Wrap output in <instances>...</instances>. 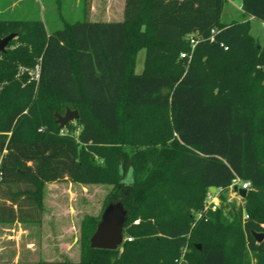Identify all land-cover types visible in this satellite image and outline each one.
Segmentation results:
<instances>
[{
    "label": "trees",
    "instance_id": "1",
    "mask_svg": "<svg viewBox=\"0 0 264 264\" xmlns=\"http://www.w3.org/2000/svg\"><path fill=\"white\" fill-rule=\"evenodd\" d=\"M226 1L125 0L121 21L51 34L0 20L20 43L0 53V224H40L47 183L111 186L103 210L122 202L131 241L91 249L103 210L84 216L80 264H264V46L249 21L221 22ZM240 4L264 24V0ZM36 62L21 87L18 65ZM66 108L79 117L60 130ZM235 179L250 183L243 205L203 212Z\"/></svg>",
    "mask_w": 264,
    "mask_h": 264
},
{
    "label": "rangeland",
    "instance_id": "2",
    "mask_svg": "<svg viewBox=\"0 0 264 264\" xmlns=\"http://www.w3.org/2000/svg\"><path fill=\"white\" fill-rule=\"evenodd\" d=\"M11 2V7L5 15L0 17V20H14V21H29L40 20L47 34L60 29L64 22H75L83 19L98 22L121 21L123 17L124 0H121L120 16L119 18L96 17L93 18L86 12L85 0H7ZM100 2L102 0H96ZM117 1V0H112ZM1 2V1H0ZM90 0H88L89 4ZM116 10V5H112V11ZM244 22L250 21V34L264 46V27L261 22L250 19L244 16L241 11L240 0H227L221 15L222 23L229 22ZM20 45L19 42H14L6 47L13 51ZM145 50H140L136 55L135 73L140 74L143 71ZM1 59V55H0ZM38 62L35 65L28 67L22 64L18 65L15 74V79L23 87L28 80H35L37 74ZM75 125V121L71 122ZM57 187V189L55 187ZM46 194H44L43 205L46 209L55 208L54 202H57V232L62 231L66 224L72 226L71 233L66 235L63 240L67 242L69 248L65 254L57 255V260L61 261L58 264H80L79 250H80V224L84 216L97 217L103 210L104 202L112 191L111 186L104 185H88L82 186L73 184L67 181L56 183L55 185L48 184L45 187ZM218 208L223 205H234L236 208L243 205V201L230 188L226 190L224 196L225 203H221L219 195ZM207 199L205 200L203 212H207ZM227 208L224 209V213ZM53 212L48 211L47 215ZM200 214L198 213L197 216ZM244 218H247L245 215ZM53 224V223H52ZM55 224V223H54ZM11 225L0 224V264H39L38 256L41 248L40 236L37 234V225L24 226L22 228L30 230L26 235H20L17 227ZM5 228H13L14 231H6ZM30 228V229H29ZM32 230H35L32 231ZM7 234L13 235L14 238H7ZM63 232V231H62ZM17 236V237H16ZM77 239L75 245L73 240ZM66 248V247H65ZM59 244L57 243V252ZM64 252V251H63ZM251 264H254L251 258Z\"/></svg>",
    "mask_w": 264,
    "mask_h": 264
},
{
    "label": "crops",
    "instance_id": "3",
    "mask_svg": "<svg viewBox=\"0 0 264 264\" xmlns=\"http://www.w3.org/2000/svg\"><path fill=\"white\" fill-rule=\"evenodd\" d=\"M0 1H1L0 2V17H2L3 15L7 13L9 8L11 7V2L7 0H0ZM87 2L88 0H85L86 12H88L89 15L92 16L93 18H96V17L97 18L98 17L116 18V16L117 18H119L120 16L121 0H117L115 2L112 0H102L100 2H97L96 0H90L89 4ZM124 4H125V0H124ZM112 5H116V10L112 11ZM123 12H124V7H123ZM250 19H253V18L250 17ZM93 22H98V21H93ZM111 22H116V21H111ZM262 25L264 27L263 23ZM48 184L55 185L56 183H47L45 187ZM77 185H81V184H77ZM82 186H88V185H82ZM55 188L57 189V187ZM45 194H46V190H45ZM54 205H55V208L52 207L50 209H46V207L44 206L41 223L37 225V234L40 236V243L42 244L39 250L40 254L38 256L39 264H58L61 261L57 260V255H62V254L67 255L66 251L69 248V245H67V242L64 241L63 239L66 238V235L68 233H71L72 226L69 224H66V226L62 230L63 232L62 231L57 232L58 230L57 229V202H54ZM48 211L53 212V213H51L50 215H47ZM12 226L18 228L17 231L18 233L21 232L20 235L22 234L26 235V233L31 232L30 230H26L22 228V225L19 223H14L12 224ZM25 226L30 227L31 225H25ZM5 230L12 231V232L14 231L13 228L12 229L5 228ZM32 231L35 232V230H32ZM4 236H7L8 239L14 238L13 235L7 234V232H6V235ZM76 242H77V239L75 238L73 240V244L75 245ZM57 243L59 244L58 252H57Z\"/></svg>",
    "mask_w": 264,
    "mask_h": 264
},
{
    "label": "water",
    "instance_id": "4",
    "mask_svg": "<svg viewBox=\"0 0 264 264\" xmlns=\"http://www.w3.org/2000/svg\"><path fill=\"white\" fill-rule=\"evenodd\" d=\"M16 37L15 33L9 34L0 39V53L6 51L9 42ZM79 113L77 110L66 108L63 115L55 114L56 123L60 130L65 128L69 123L78 119ZM234 192L242 199H245L247 191L238 187H233ZM215 188H209V192L215 193ZM126 221V211L123 208L121 201L109 203L102 214L92 236L89 238V246L91 249L114 251L118 250L123 244V228ZM257 243L264 240V233H252ZM200 250L201 246L197 245Z\"/></svg>",
    "mask_w": 264,
    "mask_h": 264
},
{
    "label": "built area",
    "instance_id": "5",
    "mask_svg": "<svg viewBox=\"0 0 264 264\" xmlns=\"http://www.w3.org/2000/svg\"><path fill=\"white\" fill-rule=\"evenodd\" d=\"M212 33H213V31H212ZM187 39H188V41H189V43H190V46H191V52L193 51V49H194V47H195V45L197 44V39L196 38H194L193 36H188L187 37ZM210 41H213V36L212 37H210ZM191 52L189 53V54H186V53H181L180 54V58H190V56H191ZM37 74H36V79L35 80H38V78H39V65L37 66ZM234 186H238V187H240V188H242V189H244V190H248L249 188H250V183H248V182H244V183H240V181L238 180V179H235V180H233V182H232V184L230 185V189L234 192V190H233V187ZM235 194H237L236 192H234ZM238 195V194H237ZM217 194L216 193H214V194H212L211 192H208L207 193V196H206V199H207V206L205 207V210L206 211H215V210H217V208H218V199H217ZM239 197V196H238ZM242 199V198H241ZM135 225L138 223V221H134L133 222ZM124 241H131V238L130 237H123V242Z\"/></svg>",
    "mask_w": 264,
    "mask_h": 264
}]
</instances>
